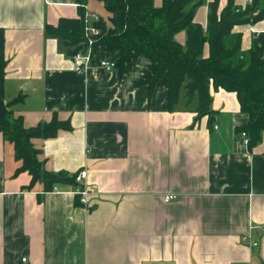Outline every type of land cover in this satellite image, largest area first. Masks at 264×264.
Here are the masks:
<instances>
[{"label":"crops","instance_id":"1","mask_svg":"<svg viewBox=\"0 0 264 264\" xmlns=\"http://www.w3.org/2000/svg\"><path fill=\"white\" fill-rule=\"evenodd\" d=\"M211 1L195 12L204 27ZM62 17H79L77 0H0L4 97L22 95L12 109L26 127L70 121L33 144L48 171L87 168L100 192L85 205L76 186L28 188L32 176L16 173L22 161L0 131V264H264V133L249 148L237 93L212 89L213 113L197 119L195 102L172 111L165 86L138 84L153 65L143 53L121 73L100 66L114 56L101 46L93 67L76 70L74 47L46 31ZM233 32L247 51L264 41V17ZM176 39L185 44L186 31Z\"/></svg>","mask_w":264,"mask_h":264},{"label":"trees","instance_id":"2","mask_svg":"<svg viewBox=\"0 0 264 264\" xmlns=\"http://www.w3.org/2000/svg\"><path fill=\"white\" fill-rule=\"evenodd\" d=\"M89 0H77L79 17H62L58 25L47 24L49 34L64 38L74 47L72 55L88 45L85 34L86 9ZM109 13L110 26L101 18V34L93 43L94 53L104 46L119 57L115 60L123 73L134 64L139 53L152 61L151 71L138 84H147L152 90L157 83L167 89L169 110H176L182 98L185 106L195 102L197 119L213 113L212 89L235 91L241 109L249 114V121L238 128L248 134L249 148L257 146L264 133V41L253 42L249 50L242 49V34L233 32L239 24L253 23L264 17V0H253L242 9L234 0L219 12L220 0L209 4L207 27L195 21V12L205 0H163L156 6L154 0H101ZM257 9V10H256ZM256 15H251L254 11ZM185 30L187 40L182 44L176 34ZM209 55H204L205 44ZM5 35L0 28V131L6 140L14 143L15 157L22 161L17 174L28 171L32 180L28 188L42 181L46 191L54 186H76L75 174L65 170L52 172L40 160L41 151L33 144L35 137L49 138L59 130H71L70 121L57 115L49 122L26 127L22 116H16L11 102L5 101L4 81L7 59Z\"/></svg>","mask_w":264,"mask_h":264},{"label":"built area","instance_id":"3","mask_svg":"<svg viewBox=\"0 0 264 264\" xmlns=\"http://www.w3.org/2000/svg\"><path fill=\"white\" fill-rule=\"evenodd\" d=\"M253 0H246L247 3H251ZM101 20L100 15L97 13H86V27H85V34L88 38V45L81 49L80 51L76 52L73 55L74 67L76 70L79 71H86L93 67L94 63V51H93V43L96 37L101 34V27L98 25L99 21ZM100 66L105 68L106 70H112L116 68V62L112 59H103L100 61ZM218 128V125H216ZM245 141L248 143V134L246 131L242 132ZM75 180L77 182V189L76 193L80 197V201L83 204H89L92 198L99 194L100 187L97 183L91 182L88 180L89 171L87 168L81 169L75 174ZM59 186H54L53 191L59 190ZM178 197V194L175 193H167L164 196V200L169 202L174 200ZM259 243L254 242V246H257ZM26 261V258H23Z\"/></svg>","mask_w":264,"mask_h":264},{"label":"rangeland","instance_id":"4","mask_svg":"<svg viewBox=\"0 0 264 264\" xmlns=\"http://www.w3.org/2000/svg\"><path fill=\"white\" fill-rule=\"evenodd\" d=\"M90 2H88V5L90 7V9L88 8V10H90L88 13H93V12L97 13L103 19H105L106 22H109V14L106 11V8H105L104 4L102 3V1L101 0H91ZM237 5L240 6L242 9H246L249 6L247 3H245V4H237ZM256 10L251 14L252 16L256 15L258 13V11H256Z\"/></svg>","mask_w":264,"mask_h":264},{"label":"water","instance_id":"5","mask_svg":"<svg viewBox=\"0 0 264 264\" xmlns=\"http://www.w3.org/2000/svg\"><path fill=\"white\" fill-rule=\"evenodd\" d=\"M118 57H119V53L115 54V55L112 57V60H116Z\"/></svg>","mask_w":264,"mask_h":264}]
</instances>
